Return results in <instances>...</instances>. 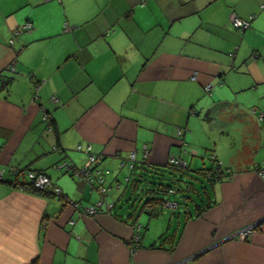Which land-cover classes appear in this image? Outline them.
<instances>
[{
    "label": "crops",
    "instance_id": "crops-1",
    "mask_svg": "<svg viewBox=\"0 0 264 264\" xmlns=\"http://www.w3.org/2000/svg\"><path fill=\"white\" fill-rule=\"evenodd\" d=\"M233 16L250 25L235 30ZM89 153L103 195L93 171L89 182L53 166ZM171 158L186 161L188 190L198 170L223 171L182 212L175 190L145 203L138 175ZM257 165L264 0H0V264H264ZM28 171L61 195L13 184Z\"/></svg>",
    "mask_w": 264,
    "mask_h": 264
},
{
    "label": "built area",
    "instance_id": "built-area-1",
    "mask_svg": "<svg viewBox=\"0 0 264 264\" xmlns=\"http://www.w3.org/2000/svg\"><path fill=\"white\" fill-rule=\"evenodd\" d=\"M252 18V16L250 17ZM250 18L246 19V18H240V17H236L233 16L231 18V26L238 30V31H242L244 29H246L249 25H250ZM29 26V24H25L22 26V28H27ZM206 89H209V86H206ZM178 135H181V130H178ZM77 148H80V145H78ZM88 151V149H86ZM132 158V157H131ZM97 161V157L93 154L88 155V159L87 162L85 163V165H83L82 167H76V166H71L70 164H68V162L63 161L61 163H57L55 165H53L55 168H64V169H68L71 170V172L82 178L84 177L85 179L89 180V182L93 181V178L91 177V171H93L96 174V180L99 181V192L103 195L106 191L107 188L104 187L101 182H102V178H101V174H100V170L99 168H96V166H94L93 168L91 167L95 162ZM169 163L172 165H178L181 167H185L186 166V161L180 159V158H171L169 160ZM130 167H132V164H130ZM255 170L258 172L259 175L264 176V165H257L255 167ZM15 171H13L14 173ZM27 178L28 181L30 182V185L42 192H46L48 190H50V192L54 195H61V189L57 186H53L50 178L43 172H34V171H28L27 173ZM1 175L2 172H0V179H1ZM228 177H230V175L227 174ZM16 185V182H14ZM19 188L24 189V187L26 188L29 185H23V186H19L16 185ZM170 192H174L173 189H169ZM65 197V196H64ZM101 202L102 200L100 199L99 201H97L96 203L90 205V206H86L83 208V212L88 214V215H93L97 212L100 211V206H101ZM70 204H72L75 208L78 206V204L76 202H69ZM167 206L169 207H175V202H166ZM111 207V206H110ZM258 222L247 225L246 227H244L243 229L236 231L232 236H237V237H243L245 238L246 235L252 231V229H254V227L257 225ZM138 229V226L136 227ZM138 233H134V236L131 238L132 242L135 243L133 245H135L138 243Z\"/></svg>",
    "mask_w": 264,
    "mask_h": 264
},
{
    "label": "trees",
    "instance_id": "trees-1",
    "mask_svg": "<svg viewBox=\"0 0 264 264\" xmlns=\"http://www.w3.org/2000/svg\"><path fill=\"white\" fill-rule=\"evenodd\" d=\"M236 30V29H235ZM243 31V30H242ZM97 166V165H96ZM186 167H181L178 165H172L169 163V166L166 168H160V167H154V166H142V171L138 174L143 176L145 179V183L149 184L150 186L147 188H144V190L148 191L149 197L147 198L145 203H150V201L157 202V204H160V206L165 201L164 197L161 196H155V194L162 193L166 194L169 192V189H173L176 192H180L181 190H185L186 192H194L196 191L195 185L191 182H188L190 184L191 189L188 190L189 186L188 184L180 185L178 182H182L183 175L186 174L189 176ZM18 170L14 172V175H18L19 173H24L23 170ZM27 173V172H26ZM198 173L200 175L194 176L195 179H198V181L201 182L200 177H205L206 181L213 182L216 180H220L221 176L223 174L222 169L219 167V165H216L214 168L209 169H200L198 170ZM27 175V174H26ZM182 175V177H181ZM193 177V176H191ZM148 178V179H147ZM139 180V179H137ZM164 180H168V184L164 182ZM142 181V180H141ZM14 182H16V185H29L24 189L33 192V193H39V194H46L45 192H42L30 185V182L28 181V178L26 177L25 180H19L16 179ZM13 184L15 185V183ZM179 185V186H177ZM182 186V187H181ZM197 193V192H196ZM154 195V196H152ZM186 198H190L189 196H185ZM210 203L204 202L203 205H199L200 212L203 211L205 208L209 207Z\"/></svg>",
    "mask_w": 264,
    "mask_h": 264
},
{
    "label": "rangeland",
    "instance_id": "rangeland-1",
    "mask_svg": "<svg viewBox=\"0 0 264 264\" xmlns=\"http://www.w3.org/2000/svg\"><path fill=\"white\" fill-rule=\"evenodd\" d=\"M148 179V178H147ZM200 180H201V182H194V185H195V188L198 190V192L200 193V194H203V192H204V190H205V187H208V181H206V179H205V177H200ZM143 183L145 182V181H142ZM164 182L166 183V184H168V180H164ZM150 185L149 184H144V188H147V187H149ZM197 190L196 191H194V192H190L189 191V193L188 192H186L185 190H181L180 191V193H179V196L177 197V199H175L177 202H178V208H176L175 209V211H177V212H182V206L184 205V204H187L188 202H189V199L188 198H186L185 196H189L190 198H193L194 200H197L198 199V197H197ZM180 194H181V196H180ZM155 196H161V197H164V199H172V196L169 194V193H166V194H162V193H158V194H155ZM164 211V214H165V217L167 218V219H169L170 217H171V211H169L168 209H163ZM158 230H160V229H158ZM155 232V230H152L151 231V233H154Z\"/></svg>",
    "mask_w": 264,
    "mask_h": 264
}]
</instances>
